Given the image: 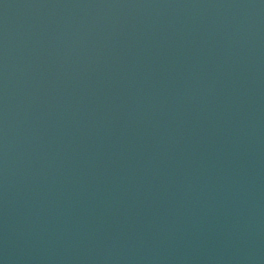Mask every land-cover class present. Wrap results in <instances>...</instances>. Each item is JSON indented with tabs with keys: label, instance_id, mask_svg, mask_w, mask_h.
I'll return each instance as SVG.
<instances>
[{
	"label": "water",
	"instance_id": "1",
	"mask_svg": "<svg viewBox=\"0 0 264 264\" xmlns=\"http://www.w3.org/2000/svg\"><path fill=\"white\" fill-rule=\"evenodd\" d=\"M0 264H264V0H0Z\"/></svg>",
	"mask_w": 264,
	"mask_h": 264
}]
</instances>
